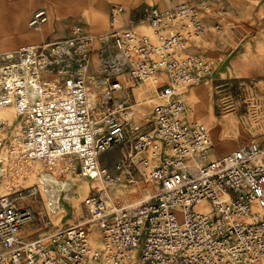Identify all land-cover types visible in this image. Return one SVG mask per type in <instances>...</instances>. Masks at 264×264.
Wrapping results in <instances>:
<instances>
[{"label":"built area","instance_id":"2783aa9c","mask_svg":"<svg viewBox=\"0 0 264 264\" xmlns=\"http://www.w3.org/2000/svg\"><path fill=\"white\" fill-rule=\"evenodd\" d=\"M200 13L188 3L150 7L122 28L111 15L104 35L73 26L66 38L0 54V109H12L22 124L24 158L73 156L79 177L105 189L118 178L100 157L127 144L116 172L129 176L126 167L134 165L153 189L149 198L111 211L94 192L84 221L32 241L20 236L24 212L1 197L0 264H264V148L247 143L211 160L207 129L184 122V90L211 72L207 59L186 53L205 34ZM47 21L37 10L28 26ZM94 55L98 66L88 74ZM157 75L166 82L156 95L152 127L143 131L128 123L118 78L143 84ZM148 153L156 160L151 168ZM92 226L99 227L97 246Z\"/></svg>","mask_w":264,"mask_h":264},{"label":"rangeland","instance_id":"374dc122","mask_svg":"<svg viewBox=\"0 0 264 264\" xmlns=\"http://www.w3.org/2000/svg\"><path fill=\"white\" fill-rule=\"evenodd\" d=\"M28 1L0 0V54L16 50L11 43L4 42L7 37L18 33L28 36L33 33L43 35L46 31H52L55 24L60 29L62 20L69 17L77 20L82 12L87 19V26L84 29L96 36L105 34L109 30L111 15L116 27L122 28L130 22L126 14L131 9H133L132 14L137 15L136 18H138L140 15L143 16L144 11L150 7L168 9L181 3H188L197 7L201 13L206 12L207 33L202 39H197L199 41L194 50L200 51L208 62L210 58L207 53L220 46L224 47L227 55L242 50L249 55L264 57V0H112L107 11H102L95 6L96 0H36L34 2L40 1L48 14V23L45 24L48 26L29 29L27 16L18 28H14L11 22L16 10ZM52 5L58 7L57 15L52 14L50 8ZM134 5H136L135 9L132 8ZM202 6L206 9H202ZM93 13L104 16L106 23L96 27L92 19ZM86 21L82 18L81 23L75 24L85 25ZM140 31L147 35L151 33L148 27H143ZM153 81L150 79L136 88V103L130 108L131 125L145 126L151 109L157 104L155 95L152 93ZM193 95H201V99L197 101ZM144 97L147 99H143ZM182 99L187 106L185 116L191 121L204 125L209 132L211 154L226 151L224 149L226 143L231 147L225 154L235 151L246 143L264 146V78L224 77L223 75L215 79L209 76L202 84L189 90ZM198 105L201 109L199 119L195 118ZM9 111L12 122H0V163L3 170L0 198L9 197L16 209L26 215L20 234L22 240L32 241L44 238L59 228L80 224L88 216L86 202L92 193L100 190V184L95 185L79 177L77 159L72 161L68 158H60L48 162L24 158L20 148L22 124L16 119L13 111L11 109ZM120 152L129 153L127 144L123 145L122 149L114 146L104 152L100 157L101 165L112 172L115 162L121 159ZM44 170H48L57 179L75 182L77 186L72 190H76L82 183L88 185V189L84 191L79 201L82 209H74L73 206L62 201L65 209L58 212L59 219L52 216L42 197L38 182L41 179L40 173ZM69 171H72V174H69ZM132 177L123 176L122 181L115 186L106 187L110 189L109 191L106 189L108 191L106 193H109L110 199L116 205L138 203L150 195L151 189L147 187L145 178L133 172ZM117 190L121 192L115 196L114 192ZM89 229L91 242L97 246L99 227L92 226Z\"/></svg>","mask_w":264,"mask_h":264},{"label":"crops","instance_id":"0c3cea01","mask_svg":"<svg viewBox=\"0 0 264 264\" xmlns=\"http://www.w3.org/2000/svg\"><path fill=\"white\" fill-rule=\"evenodd\" d=\"M12 1V0H10ZM112 0H96L95 1V6L98 7V8H101L103 9L104 11H107L109 9V5L111 4ZM162 3V2H161ZM163 4V3H162ZM136 5H134V7L132 8H136L135 7ZM157 9H160V8H157ZM170 9V8H168ZM37 10H45L44 7H42L41 5V2L39 1L38 3H36L31 9H30V13L28 15V19H27V27H28V20L29 18L31 17V15L37 11ZM132 10L131 9L130 11H128V13L126 14L127 18L130 19V21L133 19V18H136L137 15H133L132 14ZM160 10H167V9H160ZM47 14V13H46ZM205 14L206 12H202L200 13L201 15V20H202V24L204 25V27L206 28V19H205ZM84 18L85 21L87 20L86 19V16L85 14L82 12L78 15V18L77 20H72L70 17L66 20H62L61 21V28L59 29L57 27V25L55 24V26L53 27L52 31H46L43 35H37L36 33H33L31 35H29L26 39L24 40H21V39H18V46H15L13 43L11 42H8V43H11V45H13L16 49L20 48V47H23V46H27V45H37V44H41V43H44V42H52V41H56V40H60V39H63V38H66L69 36L70 34V31L72 29L73 26H79L81 27L85 32H87L84 28H86L87 26V21H86V24L85 25H80V24H75V23H81V19ZM48 22V21H47ZM46 22V23H47ZM45 23V24H46ZM45 24H43L42 26H44ZM72 25V26H71ZM71 26V27H70ZM29 28V27H28ZM143 28V27H142ZM31 29V28H29ZM140 31V30H139ZM141 32V31H140ZM88 33V32H87ZM207 33V28H206V31H205V34L198 38V39H202ZM90 34V33H89ZM196 40V41H195ZM193 40L187 50H186V53L188 54H192V55H198V56H203V54L200 52V51H196L194 50L196 47V43H198L199 40L195 39ZM7 43V42H5ZM8 52V51H7ZM207 55L209 56L210 58V67H211V72H210V75L209 76H213V78H221V76L224 75V77H227V76H234V77H241V78H264V57H257V56H253V55H249L246 53V51L242 52V50L236 52L235 54H229L227 55L226 51L224 50V47L223 46H220L218 48H214L212 51H209L207 53ZM205 58V57H204ZM206 59V58H205ZM208 61V60H207ZM91 71L90 73H93V71H95L97 69V66H98V61H97V66L96 64L94 63V60H92V63H91ZM208 76V77H209ZM118 80L122 83L123 85V94L125 96H127V99H128V104L131 108L132 105H134L136 103V88L138 86H141L143 84H135L133 81H131L127 76H120L118 78ZM150 80V79H149ZM151 80H154L153 82V89L154 91H152V93H154L155 95V100L157 101L156 99V95H157V92L159 91L160 87L166 82L165 80V77L163 75H157L153 78H151ZM198 86V85H197ZM196 87V86H195ZM193 88V87H192ZM192 88H189V89H186L184 90L183 94H182V98L185 96V94H187V92L189 90H191ZM147 92H149L150 90H146ZM146 91L144 93H146ZM143 99H147L146 97H144ZM183 100V99H182ZM145 101V100H144ZM156 105V104H155ZM154 105V106H155ZM153 106V107H154ZM153 110V109H151ZM189 112L191 111V108L189 107L188 108ZM151 118V120L149 121V119ZM149 119L146 123L145 126H139L141 128V130L145 131V130H149L151 129L152 127V117H151V111H150V115H149ZM184 122L185 123H192L194 121H191L189 118H187L186 116H184ZM208 137H209V133H208ZM209 142H210V137H209ZM247 144V143H246ZM210 145H211V142H210ZM244 145V144H243ZM258 145V144H257ZM242 146V145H241ZM260 146V145H259ZM120 149H122L123 146H118ZM262 148H264V146H260ZM128 148V146H127ZM211 148H212V145H211ZM129 149V148H128ZM237 150V149H236ZM228 150L226 151H222V152H218L217 151V154H211L210 153V159L213 160V159H216L220 156L218 155H222L223 153L225 154ZM233 152V151H232ZM123 152H120V157H122V160L129 154V153H126V154H122ZM231 153V152H230ZM229 154V153H228ZM147 159L149 161V165L151 167H153L156 163V160L155 159H152V154L151 153H148L147 154ZM130 168V169H129ZM128 169L132 171V169L135 171H132L133 173H136V174H140V177L143 178V175L141 172H139L136 167L134 165H131ZM120 173V172H119ZM119 173H114V175L116 174H119ZM123 176H126L125 174ZM88 182H93V184H100L98 183L97 181H91V180H86ZM72 182V188L75 187V182L71 181ZM115 186V185H114ZM100 190H97L99 191L100 193L103 192V190H101V188L103 189V186L100 184ZM148 188L151 189V192H152V186L148 183ZM92 189V188H91ZM108 191L110 189H107ZM106 190V192H108ZM96 191V192H97ZM107 194V193H106ZM109 194V193H108ZM107 194V197L108 199H110V195ZM151 195V193H150ZM149 195V196H150ZM110 197V198H109ZM113 202V205L115 206H120V205H116V203L114 201ZM64 211V206L62 205L61 209L58 211V212H62ZM66 227H69V226H66ZM66 227H62V228H66ZM62 228H59V229H62ZM58 230V229H57ZM90 230V229H89ZM91 232V231H90Z\"/></svg>","mask_w":264,"mask_h":264},{"label":"bare ground","instance_id":"6f19581e","mask_svg":"<svg viewBox=\"0 0 264 264\" xmlns=\"http://www.w3.org/2000/svg\"><path fill=\"white\" fill-rule=\"evenodd\" d=\"M34 1H36V0H29L28 2H26L23 5H21L20 7H18V9L16 10V13L14 14V16L12 18V22H11V25L14 28H18L22 24V22L24 20H26V18L28 16V13L30 12V9L37 3V2L35 3ZM50 8H51L52 14L57 15L58 7L56 5H52ZM102 11H103V9H102ZM47 17H48V14H47ZM92 19H93V22L95 23L96 27H101V26H103V24L106 23L104 16H99V15H96L94 13H93ZM47 26L48 25H45L44 27H47ZM113 26L116 27L115 20H113ZM41 27H42V25L40 27H38V28H35V29H39ZM117 28H119V27H117ZM100 35H104V34H100ZM100 35H96V36H100ZM27 37H28V35H24V34L18 33V34H14L11 37H7L4 42H7V43L11 42L14 45H16V44L18 45V42H17L18 39L24 40ZM93 60H94V63L96 64V66H97V57H96V55L93 56ZM91 66L92 65L87 67L88 74H91L89 72V69H90ZM200 96L193 95V97H195L197 99V101H198V99H201ZM9 109L10 108L0 109V122L4 123V122H10L11 121V113H10ZM200 115H201V109H200V106L198 105L197 108H196V112H195V118L199 119ZM129 117H130V112H129ZM151 117H152V110H151ZM128 123L130 124V119H129ZM230 147H231V145L228 144V143H226L224 145V149L225 150H229ZM65 158L71 159L72 161H75L74 159H76L73 156H69V157H65ZM65 158H62V159H65ZM0 160H1V157H0ZM38 160H41V159H38ZM42 161H45V160L43 159ZM46 161L52 162V160H46ZM118 164H122V157H121L120 160L115 162L112 172H109L107 168H105V167L104 168L110 174H114V173H116V166ZM126 170L129 173V176H131V178H133L132 177V172L127 167H126ZM68 173L72 174V171H69ZM124 174H125L124 172H120L119 174H116V177L118 178V182L122 181L121 179H122ZM2 175H3V170H2L1 163H0V183H1ZM40 178H41L39 180L41 182L40 183V191H41V193L43 195L42 197L46 201V204L48 206L49 212L52 214V216H56L57 219H59L60 216L58 215V211L62 207V201H64V203L67 204V205L73 206L74 209H82V206H81L82 204L79 201L81 200V197L84 194V191L88 189V185L87 184L82 183L81 185H78V188L76 190H72V187H71L72 186V182L71 181H69L68 179H57L48 170L42 171L40 173ZM76 186H77V184H75V187ZM102 190H103V192H101V194L103 195L104 206H105L106 210L111 211V210H113L115 205H113L112 199H108L107 194H106V188L102 189ZM120 192H121L120 190H117V191L114 192V195L116 196ZM147 198H149V196ZM147 198H145V199H147ZM87 202H88V200H87ZM90 207L92 208V210H94L93 206H90ZM64 209H65V207H64ZM88 232H90V230H88Z\"/></svg>","mask_w":264,"mask_h":264}]
</instances>
